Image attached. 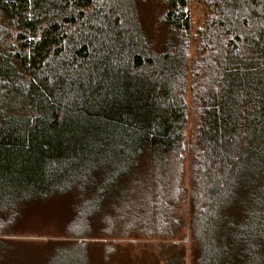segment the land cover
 <instances>
[{"label": "trees", "instance_id": "1", "mask_svg": "<svg viewBox=\"0 0 264 264\" xmlns=\"http://www.w3.org/2000/svg\"><path fill=\"white\" fill-rule=\"evenodd\" d=\"M190 2L0 0V264H264V0H201L194 58ZM47 211L64 241L11 240Z\"/></svg>", "mask_w": 264, "mask_h": 264}, {"label": "rangeland", "instance_id": "2", "mask_svg": "<svg viewBox=\"0 0 264 264\" xmlns=\"http://www.w3.org/2000/svg\"><path fill=\"white\" fill-rule=\"evenodd\" d=\"M190 36L191 56L195 57L196 43L193 38L202 27L205 17V8L201 0H190ZM53 212V211H52ZM33 213L28 219L18 224L14 231H11V240L19 244H27L23 249L31 246L33 249L43 246L47 241L61 242L64 241L65 232L63 231V219L61 213ZM87 240H92L88 250L89 264H151L153 257L158 253V243L146 242L142 236H133L132 242L123 240H113L110 236H104L98 232L87 234ZM179 247L184 253L185 264H191L190 253L186 250L191 247L189 239L183 234L178 240ZM103 245H111L108 250ZM167 244V246H169ZM30 250V249H28ZM30 256L29 253L22 252L23 256ZM37 251L30 257L31 261L36 260ZM187 260V262H186ZM159 264H163L160 262Z\"/></svg>", "mask_w": 264, "mask_h": 264}]
</instances>
